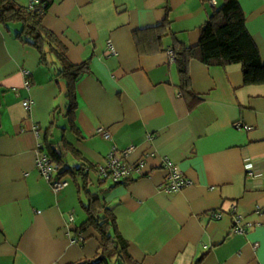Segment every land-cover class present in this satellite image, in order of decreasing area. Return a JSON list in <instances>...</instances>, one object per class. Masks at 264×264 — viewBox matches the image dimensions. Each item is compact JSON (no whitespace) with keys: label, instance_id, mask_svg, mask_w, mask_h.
I'll use <instances>...</instances> for the list:
<instances>
[{"label":"crops","instance_id":"0c3cea01","mask_svg":"<svg viewBox=\"0 0 264 264\" xmlns=\"http://www.w3.org/2000/svg\"><path fill=\"white\" fill-rule=\"evenodd\" d=\"M49 1L44 26L66 46L70 62L88 63L76 82L80 134L65 115L66 81L55 77L56 64H42L36 49L19 40L20 24L0 25V264L95 257L101 238L93 225L83 226L86 191L100 203L95 213H103L100 206L112 213L136 261L264 264V86L244 85L239 63L192 59L184 88L171 56L178 43H198L222 0ZM238 2L264 61V0ZM238 121L252 129L235 128ZM58 129L70 131L74 143L63 134L57 140ZM60 141L92 166L104 164L114 147H131L125 160L143 161V175L110 183L89 171L84 189L82 177L68 173L74 182L65 175L67 185L55 193L37 166V147L42 143L40 152L48 154L47 145L56 148ZM64 153L70 166L82 163ZM165 157L190 185L172 193L163 189ZM238 216L245 233L234 231Z\"/></svg>","mask_w":264,"mask_h":264},{"label":"trees","instance_id":"16d2710c","mask_svg":"<svg viewBox=\"0 0 264 264\" xmlns=\"http://www.w3.org/2000/svg\"><path fill=\"white\" fill-rule=\"evenodd\" d=\"M49 4V0H38L37 3L33 2L30 5H22L18 0H0V25L20 24L17 33L19 40L36 49L42 64L48 66L56 64L55 77L66 81L65 115L72 130L80 134L74 119L77 107L76 82L88 72V63L70 62L66 54V46L56 34L44 26L42 19ZM173 52L184 88L189 85L188 65L192 59L207 65L225 66L239 63L242 67L244 85L264 86V61L246 29L245 18L238 0H222L202 26L198 43L193 46L178 43L174 46ZM189 95L195 97L194 93L189 92ZM47 146L49 156L58 165L59 177L63 178L68 173H77L82 177L86 189L87 183L90 182L88 172L90 170L96 172V166L83 162L80 153L66 141H63L60 149H56L52 143ZM64 151L75 154L82 163L70 166L65 160ZM86 193L89 203L84 206L87 218L83 226L93 225L97 230L101 238L99 251L91 259H82L70 264H110L112 261L114 264H145L134 260L129 254L125 241L116 231L115 218L109 209L100 206L103 213L101 215L95 213L93 210L100 203L95 194L90 191ZM112 229H114L113 233L110 232Z\"/></svg>","mask_w":264,"mask_h":264},{"label":"built area","instance_id":"2783aa9c","mask_svg":"<svg viewBox=\"0 0 264 264\" xmlns=\"http://www.w3.org/2000/svg\"><path fill=\"white\" fill-rule=\"evenodd\" d=\"M38 0H32L30 4L33 2L37 3ZM210 3H214V0H209ZM108 49L110 53L114 52L110 43H108ZM171 56L174 59V54L171 52ZM25 74V86L28 87L30 85V81L28 78V72H24ZM23 106L25 108L30 107L29 101H24ZM235 128H245L247 130L252 129V126L243 125L240 121L234 123ZM34 133L37 137H39V132L37 128H33ZM102 132L104 138H110L109 132L104 130H99ZM42 143H38V158H37V166L43 176L50 180L52 189L55 193L60 192L66 185L67 181L63 178H60L58 175V165L51 159V157L46 154L40 152ZM132 148H126L124 150H117L115 147L112 148L106 154V162L102 165L96 166V172L99 175V178L102 181H109L110 183H117L121 181H125L134 177H138L143 175V161H139L135 164H130L125 160V157L128 155ZM152 155V154H151ZM162 166L167 172V179L165 184L163 185V189L168 192H178L183 188L190 185V180L186 178L180 168L174 164L170 159L163 158ZM247 173L252 175L251 164H246ZM218 217V216H215ZM242 219L238 216L234 222V231L238 233H245L246 230L244 228V224L241 223ZM72 242H76V239H73Z\"/></svg>","mask_w":264,"mask_h":264},{"label":"rangeland","instance_id":"374dc122","mask_svg":"<svg viewBox=\"0 0 264 264\" xmlns=\"http://www.w3.org/2000/svg\"><path fill=\"white\" fill-rule=\"evenodd\" d=\"M63 122H64L63 125H65V127L67 128V123H66L67 121L66 120H63ZM57 132H58V138H57V140H60V138L62 137V134L64 135V133H63L62 129H58ZM64 136H65V139H67V141L70 142V143H74V141L76 140L75 137H74V135L70 131H68V130L66 131V133H65ZM60 143L59 142H56V149H60V147L62 146V142L60 141ZM90 172H91V175L92 176H95V173H94L93 170H90ZM65 177L68 180L70 179V183H73L74 182L72 180L73 178H72L71 175H67ZM78 181H79V183H81V178L80 177H78Z\"/></svg>","mask_w":264,"mask_h":264}]
</instances>
